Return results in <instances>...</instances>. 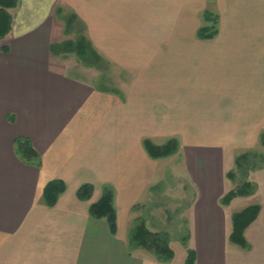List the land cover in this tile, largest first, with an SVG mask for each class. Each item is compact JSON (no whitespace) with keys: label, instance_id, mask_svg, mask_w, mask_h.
Wrapping results in <instances>:
<instances>
[{"label":"crops","instance_id":"1","mask_svg":"<svg viewBox=\"0 0 264 264\" xmlns=\"http://www.w3.org/2000/svg\"><path fill=\"white\" fill-rule=\"evenodd\" d=\"M8 12L0 39V264H184L186 255L164 263L128 248L138 206L178 154L195 193L186 245L195 264H264V167L248 177L251 194L221 203L234 188L227 175L237 157L264 131V0H18ZM207 15L217 17L212 38L199 36L212 24ZM68 19L112 68L111 81L101 74L106 85L68 74L78 68L51 50ZM17 138L30 142L37 164L19 159ZM170 139L175 154L148 155L145 140ZM53 181L65 191L49 207L43 190ZM84 184L93 190L80 200ZM105 185L114 190L115 234L88 213ZM246 196L260 205L244 232L249 249L228 239V208Z\"/></svg>","mask_w":264,"mask_h":264},{"label":"trees","instance_id":"2","mask_svg":"<svg viewBox=\"0 0 264 264\" xmlns=\"http://www.w3.org/2000/svg\"><path fill=\"white\" fill-rule=\"evenodd\" d=\"M18 0H0V39L4 38L8 33L12 17L8 10L17 6ZM207 20L212 21L209 27H203L199 30V36L202 38H212L217 34V17L206 16ZM74 19H68L66 25V33L68 27L71 26ZM61 47L63 58L67 57L68 51H74L76 57L89 65H96L101 60L100 56L92 49L86 38L79 35L75 41L65 40ZM53 53L58 54L51 47ZM94 65V66H95ZM259 143L264 147V131L259 136ZM144 147L148 155L152 158H164L176 153L178 149V141L170 139L163 145H155L150 140L144 141ZM15 151L19 159L29 164H37L38 154L31 146L30 142L25 138H17L15 140ZM248 153H244L237 158L238 168L241 165L246 166L248 163ZM250 162V161H249ZM246 163V164H245ZM92 187L90 185H81L77 191V197L80 200H87L91 197ZM254 186L251 182H242L235 190H231L223 196L221 203H229L236 196H245L251 194ZM65 191V185L61 181H53L47 184L43 190V202L51 207L55 205L57 198ZM136 208V206H135ZM139 208V206H138ZM260 211L259 204L248 205L240 211L232 214V230L228 237L229 242L243 249H249L250 245L244 237V232L255 221ZM88 213L95 219H104L112 234L116 233L117 217L114 205V190L111 186L105 185L102 188L100 198L89 206ZM187 238H183V242ZM169 237L163 231H151L141 217H137L133 222L128 233V247L135 249H145L159 262H169L174 255L173 250L169 247ZM184 264H195V255L192 250H188Z\"/></svg>","mask_w":264,"mask_h":264},{"label":"rangeland","instance_id":"3","mask_svg":"<svg viewBox=\"0 0 264 264\" xmlns=\"http://www.w3.org/2000/svg\"><path fill=\"white\" fill-rule=\"evenodd\" d=\"M65 16V11L57 15V17L62 19V21ZM80 34V25L76 22H72L71 26L68 27V32L65 34L64 41H75L78 39ZM62 43L63 41H53V50L55 52L61 51V47H63ZM66 54L67 57L65 60L68 64H70L69 66L78 68V71L75 69L68 70V74L90 80L98 86H104L106 85L104 81L109 82L112 80V75H114L112 68L102 59L98 62V64H94L95 66L89 64L86 65V63L80 61L76 57L74 51H68ZM101 74L106 76L104 81ZM247 159H249L247 168L246 166H243V162L246 161L244 160L241 162L239 168L236 164V167L231 169L227 175L229 182L234 185V188L231 190H235L244 181L249 182L248 177L250 174L257 169L264 167V147L259 143L255 149L248 153ZM165 162H168L169 165L166 170L167 172L165 173V178L155 185V189L152 190L151 193L148 192L147 201L139 205L140 207L138 209H141L139 217L144 219L146 226L151 228V231H163L168 234V245L175 253L176 259L180 260L183 255L187 256L188 250H191L186 248V245L189 243V239H191L192 217L190 216L189 209L191 203L193 202L195 193L192 186L186 179L188 177L185 178L188 172L186 171L187 169L184 167L183 163H181V156L178 154L168 157ZM253 201L254 200L250 197H242L236 203H233L228 208V211L235 213L242 210V207L245 205H251ZM183 238H187L186 241L183 242ZM128 248L133 251L131 247ZM142 251L143 253L150 254L145 249Z\"/></svg>","mask_w":264,"mask_h":264}]
</instances>
